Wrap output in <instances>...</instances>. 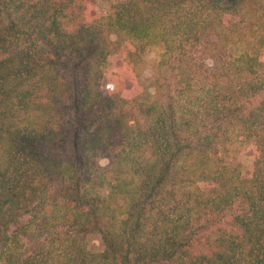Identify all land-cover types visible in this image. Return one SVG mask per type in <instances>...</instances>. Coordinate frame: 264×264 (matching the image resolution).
I'll return each mask as SVG.
<instances>
[{"label":"trees","instance_id":"1","mask_svg":"<svg viewBox=\"0 0 264 264\" xmlns=\"http://www.w3.org/2000/svg\"><path fill=\"white\" fill-rule=\"evenodd\" d=\"M96 2L0 0V264H264V0Z\"/></svg>","mask_w":264,"mask_h":264},{"label":"rangeland","instance_id":"2","mask_svg":"<svg viewBox=\"0 0 264 264\" xmlns=\"http://www.w3.org/2000/svg\"><path fill=\"white\" fill-rule=\"evenodd\" d=\"M96 5L92 8L93 14L101 15L110 10L112 3L115 0H96ZM162 53L161 47H151L147 49L143 56V61L138 67V75L141 80L147 86L155 79L157 75V66L160 61ZM132 93L131 82H128L126 90L123 93L125 96H129ZM241 161L244 165L245 171L251 170L252 158L251 152L246 151L241 153ZM108 161L106 159L101 160V164L106 165ZM88 248L92 252H100L103 249L102 240L99 234H92L87 239Z\"/></svg>","mask_w":264,"mask_h":264}]
</instances>
